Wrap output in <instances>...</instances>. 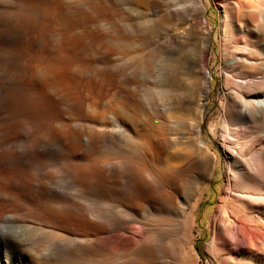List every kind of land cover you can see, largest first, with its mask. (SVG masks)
I'll use <instances>...</instances> for the list:
<instances>
[{"label":"rangeland","instance_id":"rangeland-1","mask_svg":"<svg viewBox=\"0 0 264 264\" xmlns=\"http://www.w3.org/2000/svg\"><path fill=\"white\" fill-rule=\"evenodd\" d=\"M192 1L176 3L190 9ZM203 2L205 13L192 17L208 38L197 71L199 87L206 82L200 127L220 152L225 88L233 90L226 76L264 72V0L227 4V21L218 3ZM172 7L171 0H0V225L61 235L76 264L135 256L264 264V229H253L248 248L215 228L221 167L186 206L190 218L169 206L177 174L158 159L167 150L158 137L174 120L151 109L150 88L172 48L169 33L187 25ZM179 65L171 59V83Z\"/></svg>","mask_w":264,"mask_h":264},{"label":"bare ground","instance_id":"bare-ground-1","mask_svg":"<svg viewBox=\"0 0 264 264\" xmlns=\"http://www.w3.org/2000/svg\"><path fill=\"white\" fill-rule=\"evenodd\" d=\"M177 1L171 0L172 10L181 20L186 19L187 25L181 31L169 33L172 48L158 61L156 70L161 77L157 81L155 78V85L150 88L154 93L151 109L165 113L166 121L172 124V118L174 128L178 127V131L172 133L174 136L171 135L173 128L170 132L160 130L158 137L162 150L167 149L166 154L161 153L158 159L177 174L174 206H169L190 218L193 206L188 212L186 206L221 167L224 181L216 205L215 228L221 226L234 244H246L250 248L257 237V231L253 229H264V72L226 76L225 85L228 82L233 90L225 88L228 100L222 105L218 135L220 152L217 151L211 141L203 137L200 127L206 82L199 87L197 71L205 60L208 38L204 25L192 21V17L194 13L204 14L206 6L203 0H193L187 9L179 7ZM214 1L221 6L227 21L231 18L227 4L237 8L245 0ZM173 58L180 65L176 80L171 83L168 66ZM246 60L243 56L237 61L243 63ZM172 108L175 117L170 113ZM47 233L43 229L32 233L27 229L17 232L0 225V264H76V255H68L63 248V237ZM83 233L89 236V232ZM93 243L96 244L93 238H87L88 248L91 249ZM90 249L84 254L86 261H90L93 255ZM182 259L187 260L184 255ZM121 264L154 262L135 256Z\"/></svg>","mask_w":264,"mask_h":264}]
</instances>
